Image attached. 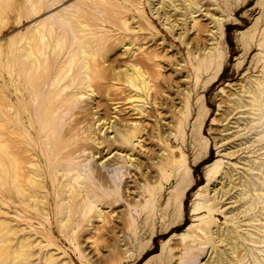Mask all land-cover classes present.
I'll use <instances>...</instances> for the list:
<instances>
[{
    "label": "rangeland",
    "instance_id": "1",
    "mask_svg": "<svg viewBox=\"0 0 264 264\" xmlns=\"http://www.w3.org/2000/svg\"><path fill=\"white\" fill-rule=\"evenodd\" d=\"M43 20L53 27L49 45L62 41L54 62L86 43L106 67L111 91L95 114V101L80 103L87 118L57 144L66 148L85 133L90 147L59 161L53 142L34 134V93L19 58ZM263 47L264 0H0V264H183L192 255L210 264L215 253L229 254L218 233L247 250L244 260L252 262L254 251L264 264ZM131 64L145 73L148 97L125 84ZM130 130L137 139L121 143L118 133ZM36 141L48 151L32 148ZM6 145L19 166L20 155L29 157L15 174L19 190ZM100 160L116 167L115 182ZM67 163L106 181L99 193L108 197L88 213L81 195L66 191L73 182Z\"/></svg>",
    "mask_w": 264,
    "mask_h": 264
},
{
    "label": "bare ground",
    "instance_id": "2",
    "mask_svg": "<svg viewBox=\"0 0 264 264\" xmlns=\"http://www.w3.org/2000/svg\"><path fill=\"white\" fill-rule=\"evenodd\" d=\"M50 1H52V0H50ZM105 1L108 2L110 0H105ZM36 3H38V2H32V4H31L32 10H34ZM57 18H58V21L65 19L62 16L61 17L58 16ZM122 24H124V22H122ZM85 27H86V25H85ZM51 28H53L52 24L50 22H48V24H47L45 22V20L37 23V25H35V27L33 29V31H34L33 35L29 36L25 42V45L22 46V49L19 52V58H20L21 63H22V71L21 72H22V75L24 77V81L28 84L27 85L28 86L27 92H33L34 93L33 97H34L35 104H34L33 108L30 107L29 113H28V115L31 113L32 116H34L33 122L38 125V130L34 134H36L38 136L40 135V133L45 135L47 137V139L45 140V143L47 146H49L53 142L56 149L54 152H52V148H50L51 149L50 152L52 154H55V155L59 154L58 157L54 156V160L59 161V159H61V158H64L66 156L70 157L75 152H77L81 149H85V148L90 147V143L86 139L87 135L82 136L85 133L75 134V135H77L76 137L78 139L76 141L71 142L68 146H66V148H65V146H63L61 144H57V140L59 138H63L64 136L71 133L74 129H77L78 124L81 123L85 118H87V112L86 111L81 113L82 106L80 103L82 101H84L85 104H87L88 103L87 100L92 99L93 101H95V104H96V102H98V99H100L102 97H106V99L109 100L111 91L109 89L110 86L108 85V79L106 77V67L101 66L99 64V62L95 58V56H96L95 50L85 46L86 43L83 44V42L81 41L78 50L66 48V50L62 54V55H64L65 61H63L62 64L54 62V58L56 59V57L61 56V55H59L60 52L55 51V46H58L59 44H61L62 41H61V43L58 41H54L52 46L49 45L50 36L47 34V31H50ZM82 30H84V29H82ZM72 42H73V40L71 39L70 43H72ZM263 51H264V47H263ZM49 56H51L50 58H52V59H50ZM124 82L128 86H131L132 88H134L138 91L140 90L142 95L148 97L149 87H150V86H148V80L146 78L145 73L142 72L136 65L131 64V66L129 65L127 67V69H125ZM248 91L250 93L252 92L250 89ZM81 95H83L84 98L80 99L79 96H81ZM142 97H141V99H142ZM29 101H30V98L26 97V101L23 103V105L29 106L30 105ZM252 102L253 103H251V105H254V100H252ZM97 106H100V104L94 105V111H95L94 114L97 112V110H96ZM67 113L69 114L68 115L69 121L67 122L66 127H65L64 124H61L62 123L61 119ZM20 115H22V114H20ZM97 119H98L97 117L95 119H93L92 124L95 121H97ZM106 123H107V126L105 129L108 130V129L112 128V122L110 119H107ZM104 127H105V125H104ZM6 129H7V127H6ZM135 130H130L129 132H124V133L119 132L118 134L120 135V138H121L120 142L121 143H129V142L131 143L133 140H136L137 136L134 132ZM101 131H102V129H101ZM91 140L96 145H100V143H101V141L97 140L96 138H91ZM36 143H37V145L32 144L31 147L35 148V149L36 148L37 149L42 148L43 150L48 151L49 148L46 145L42 147L37 141H36ZM6 146H7V151H6L7 161L10 165L12 183L15 186V188L17 190H19L21 185L19 186L17 184L15 174H16V172L21 170V168H23V167L25 168L24 163L28 162L29 157L27 154L26 155H20L21 156L20 162H23V164L20 163V166H19L18 161L15 158V153L13 151L12 146L11 145L10 146L6 145ZM20 148L21 147H19V149ZM99 152H101V151H99ZM95 156H96V154H95ZM129 157L130 156H127V159L125 158L127 162H130ZM79 159L81 160L82 158H79ZM97 162H99V165L101 167H106V168L110 169V173L112 174L111 175L112 178H110V180L115 182L116 178H117L116 177L117 175L115 172L116 167L110 166V163L108 164V162L106 160H102V161L100 160ZM62 169L64 171V174L65 173L70 174V179L73 180L72 183L68 182L69 184L66 188V191H69L70 195L73 197H78L79 195H81V197H82V204L80 206L81 207L80 210H82L83 213H88L94 207H98V205L100 204L99 200H101L104 197H108L107 195H104V191H101L99 193V189H101L106 184V181L102 179V177H101L102 175L99 172H97L95 175H93L90 171H88V169H86L85 171H87L88 174L85 173V176H84L82 174V172H84V170H81L75 163L74 164L72 163V165L70 163H67V165L65 167H62ZM59 170H60V168H55L54 172H57ZM25 172H26V170H25ZM21 174H22V172H21ZM24 174L25 173H23L22 175H24ZM87 176H89L90 179H88L87 182L83 181L82 178L84 177V179H85V178H87ZM243 184H245V183H243ZM259 185L260 186L258 187V190L260 191L261 195L264 196V173L263 172L261 173V176H260ZM83 191H84V193H83ZM241 194L242 193H240L239 195H241ZM98 198H99V200H98ZM240 198H238V199L240 200ZM244 202L245 201H243V203ZM65 208H66L67 212H69L71 210L70 204L67 203L65 205ZM249 208L248 207L241 208V210L238 212H239V214H240V212L243 213V211H246ZM206 224H207V226H209V220L206 222ZM211 226H212V224H211ZM200 230H202V228H200ZM216 237L218 238L219 242L225 241L224 244L228 245L227 249L229 250V254L226 257H223L220 252L215 253V255L212 256L210 264H262L261 260L256 255L254 256V251L249 252L253 256V258H252L253 263L250 261L247 262V260H244L245 256L248 255V253L246 252L247 250L242 251L243 248L241 247V244H238L237 240L233 236L229 237L227 235H223V233H220V234L218 233ZM244 240L255 242L257 239L255 237H244ZM262 243H264V238L262 239ZM37 244H38V242H37ZM202 244H205V243H202ZM208 246H210V245H208ZM23 247H24V244L19 243L18 251L20 254H22L24 252ZM211 247L213 248L212 245H211ZM163 256H165V255H163ZM17 257H18V254H17ZM197 262L198 261H195L193 258V255H192V257L191 256L188 257L183 264H197ZM165 263H166V261L164 262V264ZM167 263H169V262L167 261Z\"/></svg>",
    "mask_w": 264,
    "mask_h": 264
}]
</instances>
